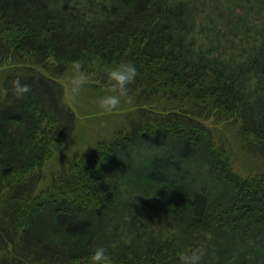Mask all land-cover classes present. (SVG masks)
I'll return each mask as SVG.
<instances>
[{
  "label": "trees",
  "instance_id": "obj_1",
  "mask_svg": "<svg viewBox=\"0 0 264 264\" xmlns=\"http://www.w3.org/2000/svg\"><path fill=\"white\" fill-rule=\"evenodd\" d=\"M113 1L102 17L71 0H0V264H90L97 247L113 264H179L191 248L201 264H264V43L221 60L195 50L193 32L213 28L190 1ZM77 59L97 93L103 67L134 63L130 110L38 191L76 129L64 82ZM16 78L31 86L23 99ZM238 151L255 170L236 169Z\"/></svg>",
  "mask_w": 264,
  "mask_h": 264
},
{
  "label": "rangeland",
  "instance_id": "obj_2",
  "mask_svg": "<svg viewBox=\"0 0 264 264\" xmlns=\"http://www.w3.org/2000/svg\"><path fill=\"white\" fill-rule=\"evenodd\" d=\"M177 1H190L188 8L194 12L192 14L194 20L213 28L207 34L193 32L192 43L195 44V50L200 49L203 53L209 52L212 56L227 60L235 54H239L243 49V53L246 55L248 50L251 54L254 49L262 47L264 43V0ZM71 5L84 10L93 9L97 16L102 15V17L107 16L111 10L119 8V4H115L113 0H71ZM236 27H238L237 30H235ZM233 32H237L236 37ZM234 45L235 47H233ZM222 52L225 55L222 56ZM235 59L236 61L241 60L240 57H235ZM6 73L5 67L0 68V100ZM64 83L67 87V101L77 111L76 129L67 144L65 143L61 151L44 167L38 191L49 187L59 172L64 171L70 164L77 161L85 151L93 148L99 138L111 137L115 130L124 124L123 117L130 110V106L121 103L119 109L111 113L102 111L98 106V100L106 93L94 92L87 83L80 95L73 100L69 95L68 81ZM228 134L230 140L234 142L236 128H230ZM234 145H236L235 142ZM237 159L236 169L241 173L247 169L255 170V163H258L255 158L239 151ZM239 248L245 249V246L242 245ZM242 261L244 262V260Z\"/></svg>",
  "mask_w": 264,
  "mask_h": 264
},
{
  "label": "clouds",
  "instance_id": "obj_3",
  "mask_svg": "<svg viewBox=\"0 0 264 264\" xmlns=\"http://www.w3.org/2000/svg\"><path fill=\"white\" fill-rule=\"evenodd\" d=\"M93 64L100 67L98 60L93 61ZM101 70L105 73L109 83L105 88L106 94L98 100L99 108L104 112L111 113L118 110L123 101L131 103L132 97L129 95L131 91L129 86L135 82L139 75L135 64L131 61H123L111 67L105 66ZM70 72L68 91L70 97L75 100L88 81L89 69L83 60L77 59L71 61ZM11 91L17 99H23L32 89L21 78H16L11 82ZM202 258L203 252L199 248H191L182 252L178 259L179 264H201ZM90 264H113V262L104 247H97L90 257Z\"/></svg>",
  "mask_w": 264,
  "mask_h": 264
}]
</instances>
